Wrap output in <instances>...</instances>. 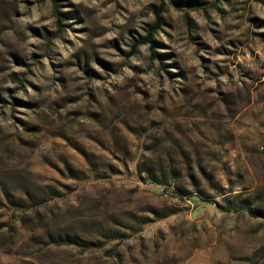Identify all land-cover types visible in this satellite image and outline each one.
Here are the masks:
<instances>
[{
  "label": "rangeland",
  "instance_id": "1",
  "mask_svg": "<svg viewBox=\"0 0 264 264\" xmlns=\"http://www.w3.org/2000/svg\"><path fill=\"white\" fill-rule=\"evenodd\" d=\"M0 264H264V0H0Z\"/></svg>",
  "mask_w": 264,
  "mask_h": 264
},
{
  "label": "trees",
  "instance_id": "2",
  "mask_svg": "<svg viewBox=\"0 0 264 264\" xmlns=\"http://www.w3.org/2000/svg\"><path fill=\"white\" fill-rule=\"evenodd\" d=\"M54 14H55V17H56V21L58 24H60V21H61V14L60 12L57 10V8L54 6ZM159 14H157V18H156V21H155V24H153V26L147 31V34L146 36L143 38L142 41L140 42H137V44H142V43H149L150 44V48L151 50L154 52V40L152 38L153 36V32L155 31L156 27L159 26ZM133 47H136V44H133Z\"/></svg>",
  "mask_w": 264,
  "mask_h": 264
}]
</instances>
